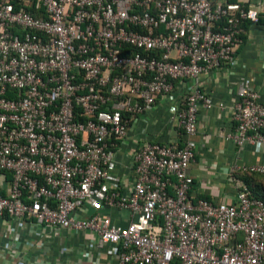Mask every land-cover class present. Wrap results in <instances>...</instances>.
<instances>
[{
	"label": "built area",
	"instance_id": "1",
	"mask_svg": "<svg viewBox=\"0 0 264 264\" xmlns=\"http://www.w3.org/2000/svg\"><path fill=\"white\" fill-rule=\"evenodd\" d=\"M246 3L0 0L2 224L81 233L82 256L115 264H264V200L234 175H264V161L232 163L231 202L198 196L189 173L198 111L212 106L201 77L237 64ZM237 95L228 137L264 146L249 77ZM165 97L182 142L130 135Z\"/></svg>",
	"mask_w": 264,
	"mask_h": 264
},
{
	"label": "crops",
	"instance_id": "2",
	"mask_svg": "<svg viewBox=\"0 0 264 264\" xmlns=\"http://www.w3.org/2000/svg\"><path fill=\"white\" fill-rule=\"evenodd\" d=\"M247 1L245 7L250 16L237 51V64L222 66L201 77V87L210 96L212 106L209 109L200 107L198 111L195 156L189 173L193 178L191 190L214 202L235 199L234 176H229L234 161L241 164L264 161V146L245 144L239 149L228 137L235 130L232 116L239 99L237 87L244 75L249 77L264 102V0ZM171 106L168 97L159 99L132 123L130 135L148 132L161 142H182ZM118 216L123 218L126 214L113 215L114 218ZM2 222L0 220V264H115L114 258L106 252L82 256L81 233L67 230L56 236L40 237L29 234L25 227L12 229ZM66 247L69 250L65 252Z\"/></svg>",
	"mask_w": 264,
	"mask_h": 264
},
{
	"label": "trees",
	"instance_id": "3",
	"mask_svg": "<svg viewBox=\"0 0 264 264\" xmlns=\"http://www.w3.org/2000/svg\"><path fill=\"white\" fill-rule=\"evenodd\" d=\"M248 21L244 22V27ZM240 178L249 188L252 195L256 198L264 200V175L254 172H237L234 174ZM203 198H206L203 196ZM208 199V198H206Z\"/></svg>",
	"mask_w": 264,
	"mask_h": 264
}]
</instances>
